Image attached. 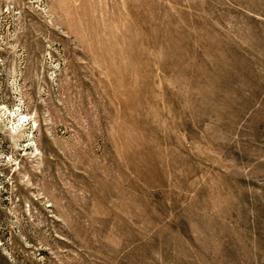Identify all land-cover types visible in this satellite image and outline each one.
<instances>
[{"label": "rangeland", "instance_id": "rangeland-1", "mask_svg": "<svg viewBox=\"0 0 264 264\" xmlns=\"http://www.w3.org/2000/svg\"><path fill=\"white\" fill-rule=\"evenodd\" d=\"M0 264H264V0H0Z\"/></svg>", "mask_w": 264, "mask_h": 264}]
</instances>
